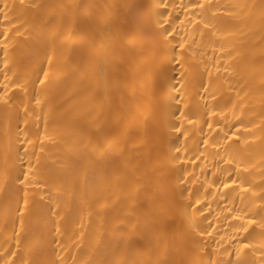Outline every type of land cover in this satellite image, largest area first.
<instances>
[{"label":"snow or ice","instance_id":"6c2138e0","mask_svg":"<svg viewBox=\"0 0 264 264\" xmlns=\"http://www.w3.org/2000/svg\"><path fill=\"white\" fill-rule=\"evenodd\" d=\"M0 37V264H264V0H0Z\"/></svg>","mask_w":264,"mask_h":264},{"label":"bare ground","instance_id":"6f19581e","mask_svg":"<svg viewBox=\"0 0 264 264\" xmlns=\"http://www.w3.org/2000/svg\"><path fill=\"white\" fill-rule=\"evenodd\" d=\"M9 2H11V0H9ZM54 2H56V0H54ZM76 2L98 3V4H125V3L137 2V0H76ZM212 2L213 3H218V4H225V3L236 2V0H212ZM253 2L259 3V0H253ZM120 27L121 26L119 25V23H116L111 28V33H112L113 40L117 41L116 45H115L116 52H117V57H116L117 61H119L120 52L123 51L125 56L128 55L125 45L118 41ZM0 38H2V37H0ZM18 39L23 40L24 38L23 37H19ZM256 44H257V46H250L249 55L253 59H255L256 61H259L260 56H261V51H260V48L258 46V42H256ZM78 50H79V44L77 45V51L73 52V56H77L78 55ZM145 55H147V53ZM2 59H3V56H2V54H0V60H2ZM259 67H260V65H259V63H257V66H256V70L257 71H259ZM0 68H2V64H0ZM0 79H2V77H0ZM79 102L80 101H77L76 103H79ZM72 106L75 107L76 104L74 103ZM21 127H23V125H21ZM256 131L258 132L259 130L257 129ZM254 143L256 145V147L254 148V152L256 153V155L258 157L260 149H261L260 139L257 138L254 141ZM63 153H64V145L62 143L57 142L56 144H48L46 153L42 154V155H47L50 158L48 160H46V161L42 160L41 163L42 164H52L53 161H55L58 158H60L63 155ZM33 162L35 163V161H33ZM189 167H191V166L189 165ZM256 172H257V175H256V177L254 179V182L255 183H259V181H260L259 169H257ZM162 179H163V177H161V180ZM160 195L162 196L163 193L161 192ZM2 211H3V205L0 204V224H2V221H3ZM257 232H259V229H257ZM256 239L258 241L259 237L257 236ZM54 247H55L54 245L46 246V251L50 254Z\"/></svg>","mask_w":264,"mask_h":264}]
</instances>
